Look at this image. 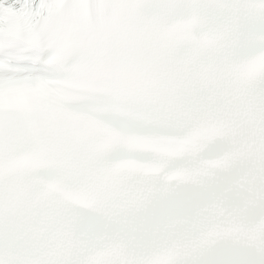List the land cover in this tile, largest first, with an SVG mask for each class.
<instances>
[{
    "label": "snow or ice",
    "instance_id": "1",
    "mask_svg": "<svg viewBox=\"0 0 264 264\" xmlns=\"http://www.w3.org/2000/svg\"><path fill=\"white\" fill-rule=\"evenodd\" d=\"M0 264H264V0H0Z\"/></svg>",
    "mask_w": 264,
    "mask_h": 264
}]
</instances>
